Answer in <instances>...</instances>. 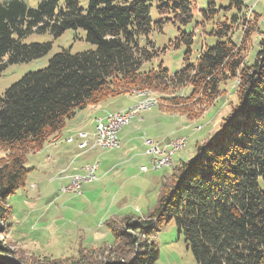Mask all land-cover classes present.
Here are the masks:
<instances>
[{
  "label": "trees",
  "instance_id": "obj_1",
  "mask_svg": "<svg viewBox=\"0 0 264 264\" xmlns=\"http://www.w3.org/2000/svg\"><path fill=\"white\" fill-rule=\"evenodd\" d=\"M233 1L242 11L243 2ZM152 2L164 19L181 24H189L196 11L194 0H41L37 8L25 0H0V77L11 65L51 52V43H25L34 33L58 38L69 30H83L95 46L76 54L63 49L46 68L26 74L0 95V146L36 144L42 150L47 137L59 133L77 112L132 88L191 85L187 98L172 100L181 105L200 90V100H211L222 82L239 75V103L220 131L176 169L171 188L161 194L147 220L125 219V226L138 233L124 234L132 250L145 251L124 264H156L155 244H140L138 238L170 221L197 264H264V192L257 184L264 178V35L254 62L244 67L243 46L231 39L234 26L225 22L213 30L219 38L216 45H204L196 63L189 61L193 36L184 35L180 40L188 52L182 71L171 74L159 64L143 72L158 56L148 40L154 28ZM25 164L24 156L0 164V230L5 202L25 186ZM6 253L0 242V257Z\"/></svg>",
  "mask_w": 264,
  "mask_h": 264
},
{
  "label": "rangeland",
  "instance_id": "obj_2",
  "mask_svg": "<svg viewBox=\"0 0 264 264\" xmlns=\"http://www.w3.org/2000/svg\"><path fill=\"white\" fill-rule=\"evenodd\" d=\"M25 1L30 8H37L41 0ZM194 1L196 11L189 24L164 19L158 12L156 2L151 3L150 18L154 28L148 40L157 50L158 56L144 65L143 72L157 69L159 64L171 74L182 71L186 66L188 52L187 43L180 40L184 35L193 36L189 61L191 64L196 63L204 45L209 47L216 45L219 38L213 35V30L217 24L225 22L234 26L231 39L239 47L241 44L243 46L244 51L240 55L243 67L254 62L258 43L264 35V0H239L244 5L242 11L237 10L233 0ZM204 13H210L209 19L204 17ZM161 20L163 22L160 23ZM25 43H51L52 50L41 59L9 66L0 77V95L26 74L46 68L50 59L63 49L70 50L73 54L95 49V46L87 42L86 32L83 30H69L58 38L49 33H34L26 38ZM239 86L240 79L237 75L236 78L222 82L218 94L209 101H205L207 97L200 100L202 98L200 90L192 101L173 105L172 100L187 98L191 85L151 84L148 89L132 88L127 93L88 106L113 102L109 108L116 111L144 104L138 114L134 113L137 116L131 123L123 127L125 129L122 128L118 134V137L125 138L126 141L129 137L133 138L129 147L133 146L140 153L145 152L148 162L146 161L143 166L150 167L152 158L147 154L149 149L144 146L146 139H152L162 145L165 143L170 145L182 137L187 139L185 149L177 152L175 158V155L173 156L167 168L158 172L152 170L143 172L141 170L143 166L137 167L136 177L130 179L124 190L131 195L126 203H120L121 195L116 196L120 190L111 195V198L113 196L117 198L119 206L123 203L126 206H123L122 215L111 217L103 223L109 235L108 239L93 240L92 243L84 239V233L80 228L100 223L104 219V212L98 213V218H93L91 215L93 212H89L86 198L83 197L84 185L81 194L62 193V190H68L71 180L78 175L71 176L68 184L63 185L57 174L53 173V147H50L49 143L56 135L63 133L69 120L59 133L47 137V143L42 150L38 149L36 144L0 146V164L9 161L13 156H24L26 168L29 170L25 186L5 202L7 213L1 224L0 242L9 253L3 254L0 261H4L5 264H124L136 260L145 249L136 247L134 251L132 250L124 234L138 233L125 226V219L129 218L131 222L148 219V215L157 208L161 194L171 188L176 169L182 162L195 157L197 147L220 131L225 119L238 105ZM119 99L120 101L115 103ZM122 145L121 143L120 147L105 151H120ZM177 157L183 161L176 163ZM97 179L91 177L90 180ZM90 183L94 182L86 184ZM257 184L264 192V178H260ZM109 189L110 195L114 189L113 187ZM117 209L118 206L114 211ZM109 211L107 209L108 213ZM62 216L70 222L74 221L73 229L67 226L68 232L65 219L55 222ZM138 239H141L138 242L140 244H155V249L159 252L156 264H197L174 221L166 222L158 226L150 236H141Z\"/></svg>",
  "mask_w": 264,
  "mask_h": 264
},
{
  "label": "crops",
  "instance_id": "obj_3",
  "mask_svg": "<svg viewBox=\"0 0 264 264\" xmlns=\"http://www.w3.org/2000/svg\"><path fill=\"white\" fill-rule=\"evenodd\" d=\"M117 101H120V99L116 100L115 103ZM112 103L113 102H105L101 105L88 107L83 111L77 112L76 115L68 121L63 133L56 135L53 141L49 143V145H51L50 147H53V173L57 174V177L62 181L63 185L68 184L71 176L82 175L85 165L98 164V169L96 171L97 181L83 186L85 189V195L83 197L84 199L86 198L85 201L89 212H93L91 213L93 218H98L97 214L104 212V219L101 220L100 223L96 225L88 224L84 225V229L82 227L80 228L82 233H84V239L87 241L89 240L91 243L93 240L108 239L109 235L103 223L111 217L122 215V209L126 206H124V203L122 206H119L117 198L114 196L111 198V195L120 190L116 196L121 195L122 199L120 203H126V201L131 198L130 194L124 192V190H126V185L129 183L130 179L132 180L136 177L135 172L137 167L143 166L146 161L148 162V157L145 155V152L140 153L136 151L133 146L129 147L133 141V138L131 139L130 137L127 141L125 138L118 137L120 145L121 143L123 144L122 147L119 148L120 151H105V149L99 145L94 146L93 141L90 142L91 146L88 149L80 150L77 147V144L81 142L79 137L81 132L88 133L92 136L95 133L98 120L105 119L108 115H113L115 112L129 108L118 109L116 111L110 110L109 106ZM69 138H73L75 142L70 144L67 143ZM168 144L169 143H165L162 145L159 143L160 147L167 151L169 150ZM127 147L128 149H126ZM177 155H175L174 158ZM180 161L183 160L177 157L176 163ZM68 174L70 175L68 176ZM111 187H113L114 191L109 195L108 191ZM66 204L68 203L66 202ZM117 206L118 209L114 211ZM66 209L68 210L69 208ZM107 209L110 210L109 213ZM63 219H65L64 216L60 219H56L55 222H59ZM65 221L66 230L68 232L67 226L69 225L70 229H73L74 221L72 220V222H70L66 219Z\"/></svg>",
  "mask_w": 264,
  "mask_h": 264
},
{
  "label": "built area",
  "instance_id": "obj_4",
  "mask_svg": "<svg viewBox=\"0 0 264 264\" xmlns=\"http://www.w3.org/2000/svg\"><path fill=\"white\" fill-rule=\"evenodd\" d=\"M132 111L133 108L118 111L113 113V115H108L105 119L98 120V129L95 130V133L92 136L84 132L79 134L81 142L77 144V147L80 150L88 149L91 146V141H93L94 146L112 144V147H120V141L118 138V134L120 132V123L123 122ZM73 142V138H69L67 140V143ZM144 144L149 149L147 154L152 158L150 160V167L143 166L141 167V170L143 172H148L150 170L156 171L162 168H167V163L159 164V157H164V148H161L159 143L152 139H146ZM183 145L184 144L172 145L174 147V154H176L177 149H180ZM88 167H96V164L85 165V171H83L82 180H78L77 184L70 187V189L62 190V193L72 192L75 194H81L82 185H85L89 182H96L90 180V175H88Z\"/></svg>",
  "mask_w": 264,
  "mask_h": 264
},
{
  "label": "bare ground",
  "instance_id": "obj_5",
  "mask_svg": "<svg viewBox=\"0 0 264 264\" xmlns=\"http://www.w3.org/2000/svg\"><path fill=\"white\" fill-rule=\"evenodd\" d=\"M142 105H144V104H141V105L133 108V111L130 113V115H128V117H126L124 119V121L120 123V130L123 127H125V126H127V125H129L131 123V121L137 116V114L139 113V111L142 109ZM135 112H137L136 115L134 114ZM97 129H98V124L96 126V130ZM176 144H184L180 149H177V151H176V153H177V152L185 149V146L187 144V139L185 140V138H179V139L174 140L169 145V147H168L169 150L168 151L167 150H164V157H159V164H166L167 163V167L169 166L170 161L173 160V156L175 155L174 154V147L172 145H176ZM99 146H101L104 149H114V148H118V147H112V144H104V145H99ZM97 169H98V164H96V167H88V175H90V179H91V177L95 178V180L97 179V177H96V171H97ZM162 169H164V168H162ZM162 169L156 170V171L158 172V171H161ZM83 170L85 171V167H84ZM78 180H82V176H77L73 180H71V186L70 187L76 185L77 182H78ZM70 187L68 189H70Z\"/></svg>",
  "mask_w": 264,
  "mask_h": 264
}]
</instances>
